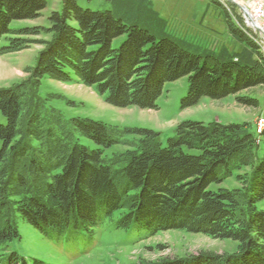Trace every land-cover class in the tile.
I'll use <instances>...</instances> for the list:
<instances>
[{
	"label": "trees",
	"instance_id": "1",
	"mask_svg": "<svg viewBox=\"0 0 264 264\" xmlns=\"http://www.w3.org/2000/svg\"><path fill=\"white\" fill-rule=\"evenodd\" d=\"M113 1V9L102 11L63 0L49 17L50 27L12 29L15 20L38 18L47 0H0V41L15 34L7 36L0 55L44 45L37 63L26 68L27 78L0 88L6 119L0 121V264H46L37 257L29 261L12 247L22 239L21 222L67 240L83 235L94 241L108 229L139 239L184 230L238 242L230 253L157 262L142 257L137 264H264V209L258 208L264 199V155L259 157L261 139L249 123L186 120L164 143L153 129L66 118L47 107L41 95L45 76L96 86L112 106L156 109L164 85L186 75L183 108L206 96L220 100L231 94L241 105L257 106L256 98L240 95L264 87V55L242 27L243 16L235 17L237 25L225 9L230 31L245 45L242 51L202 56L142 25L138 12L129 13L136 0ZM44 32L51 37L29 38ZM123 34L127 39L114 48ZM258 134L264 137V128ZM116 144L127 149L107 153ZM235 170H243L240 187H212Z\"/></svg>",
	"mask_w": 264,
	"mask_h": 264
},
{
	"label": "rangeland",
	"instance_id": "2",
	"mask_svg": "<svg viewBox=\"0 0 264 264\" xmlns=\"http://www.w3.org/2000/svg\"><path fill=\"white\" fill-rule=\"evenodd\" d=\"M63 0H47V6L41 15L33 20H15L12 29L21 27H50V15L55 10H61ZM135 9L129 13L138 12L139 22L148 26L152 32L168 35L189 49L192 53L202 55L220 54L223 50L230 53L243 50L244 43L230 31L227 9L233 21L238 25L239 16H243L242 27L254 35L264 36L262 31L251 27L244 11L228 0H136ZM241 5H247L251 0H236ZM84 8L93 10H108L115 7L113 0H79ZM149 12L154 17L147 16ZM237 17L238 19H236ZM126 22L127 19H124ZM147 23V24H146ZM263 25L264 20H260ZM264 30V29H263ZM7 36L0 41V46L8 44ZM50 34L29 36L31 39H49ZM127 39V34L120 35L113 41L114 48H119ZM44 48L42 43H31L28 48L0 55V88H6L28 77L26 68L37 63V56ZM72 77L75 74L72 72ZM189 92V76L176 81L167 82L157 100L156 109H144L137 106L116 107L106 102V95H101L96 86H86L77 81L61 82L48 76L43 77L41 95L49 109H56L66 118L87 117L94 120L114 124L121 127L149 128L161 133L164 143L175 135L179 123L192 120L210 123L218 121L224 124L249 123L250 130L261 139L259 157L264 155V137L257 133L259 123L264 121V87H256L243 91L240 95L254 97L257 106H244L237 102L231 94L220 100L203 97L199 104L183 108V98ZM0 121L6 119L0 113ZM88 141V140H87ZM88 143L94 144L89 140ZM2 141L0 140V148ZM127 147L116 144L107 149V153L122 152ZM246 168H244L245 170ZM243 170H235L221 184L213 188H237L240 182L237 178ZM259 209H264V199L258 203ZM22 239L12 243V247L29 261L37 257L46 264H137L140 258L147 262H157L160 258L188 257L204 252H233L238 242L230 239H214L202 233H189L179 230L160 231L147 239H139L136 233L127 235L103 229L98 237L87 240L80 235L77 239L67 240L54 234L43 235L27 223H20Z\"/></svg>",
	"mask_w": 264,
	"mask_h": 264
},
{
	"label": "built area",
	"instance_id": "3",
	"mask_svg": "<svg viewBox=\"0 0 264 264\" xmlns=\"http://www.w3.org/2000/svg\"><path fill=\"white\" fill-rule=\"evenodd\" d=\"M245 8L247 9L249 16L252 17L262 29H264V23L263 25H261L260 23V20H264V0H251L247 5H245ZM244 17L246 18V22L252 27L251 23L249 22L248 16L244 15ZM249 34L258 44L260 51L264 55V36L259 38L251 32H249ZM263 128L264 121L259 123L258 132H261Z\"/></svg>",
	"mask_w": 264,
	"mask_h": 264
},
{
	"label": "water",
	"instance_id": "4",
	"mask_svg": "<svg viewBox=\"0 0 264 264\" xmlns=\"http://www.w3.org/2000/svg\"><path fill=\"white\" fill-rule=\"evenodd\" d=\"M228 1L235 3L236 5H238V6L244 11V13H245L246 15H249L247 9L245 8V6L241 5V4L238 3L236 0H228ZM249 22L252 23V26H253L256 30H258V31H262V32L264 33V30H263V29L258 25V23H257L252 17H250V16H249Z\"/></svg>",
	"mask_w": 264,
	"mask_h": 264
},
{
	"label": "bare ground",
	"instance_id": "5",
	"mask_svg": "<svg viewBox=\"0 0 264 264\" xmlns=\"http://www.w3.org/2000/svg\"><path fill=\"white\" fill-rule=\"evenodd\" d=\"M251 25H252V23H251Z\"/></svg>",
	"mask_w": 264,
	"mask_h": 264
},
{
	"label": "crops",
	"instance_id": "6",
	"mask_svg": "<svg viewBox=\"0 0 264 264\" xmlns=\"http://www.w3.org/2000/svg\"><path fill=\"white\" fill-rule=\"evenodd\" d=\"M244 47V46H243Z\"/></svg>",
	"mask_w": 264,
	"mask_h": 264
}]
</instances>
